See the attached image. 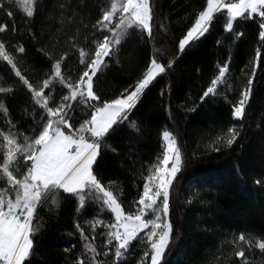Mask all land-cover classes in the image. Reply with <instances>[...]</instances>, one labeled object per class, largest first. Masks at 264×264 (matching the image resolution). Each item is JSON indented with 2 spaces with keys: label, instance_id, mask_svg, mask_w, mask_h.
Segmentation results:
<instances>
[{
  "label": "trees",
  "instance_id": "16d2710c",
  "mask_svg": "<svg viewBox=\"0 0 264 264\" xmlns=\"http://www.w3.org/2000/svg\"><path fill=\"white\" fill-rule=\"evenodd\" d=\"M109 3L110 0H41L40 13L30 19L17 0H5V9L11 10L13 17L0 9V24L9 25V30L0 32V40L34 84L38 85L50 74L53 62L50 57L65 51L67 67L63 70L75 79L83 70L77 48L89 47L90 26L100 9ZM158 3L160 13L153 30L156 39L148 41L146 36L142 39L138 33H132L122 43L119 56L93 77L94 91L103 99H111L140 78L155 49L176 60L166 75L157 77L158 82L146 92L131 117L142 125L140 133L132 135L130 129L121 127L107 142L112 148H102L99 175L105 184L115 182L111 187L125 211L134 212V201L138 200L144 177L161 154L162 132H173L187 159V168L171 200L174 235L178 233L179 239L167 253L169 264H241L242 258L235 255L240 247L244 248L249 264H264V250L257 246L259 240H264V187L255 183L264 177V72H261L264 47L241 136L231 149L217 153L209 147L215 137L226 134L228 127L237 123L231 104L239 98L251 74L253 64L249 62L260 47L259 23L249 20L234 24L237 31L244 33L239 40L223 24L215 23L199 43L178 56L173 41L194 24L199 11L206 7V0H158ZM62 4L72 7L61 11ZM13 24L15 32L11 31ZM160 24L166 31L157 27ZM217 40L221 43L217 44ZM19 46L25 48V53L14 51ZM229 56L232 89L225 91L227 99L215 95L201 101L203 92L218 74V65ZM0 86L10 87L14 93L5 99L13 123L22 125L21 132L31 134L33 120L28 115L31 111L28 91L2 59ZM3 121L0 113V129L6 131ZM40 215L44 226L35 238L32 264H69L82 249L78 235H69L75 233V200L67 197L59 209L45 208ZM101 218L111 222V217ZM101 231L97 229L94 241L98 245L103 243ZM241 232L245 241L238 240ZM72 245L75 248L65 252ZM134 245L131 264H137L145 251L143 243Z\"/></svg>",
  "mask_w": 264,
  "mask_h": 264
},
{
  "label": "snow or ice",
  "instance_id": "6c2138e0",
  "mask_svg": "<svg viewBox=\"0 0 264 264\" xmlns=\"http://www.w3.org/2000/svg\"><path fill=\"white\" fill-rule=\"evenodd\" d=\"M17 2L30 19L40 13L41 0ZM71 7L62 4L60 9ZM0 9H5V0H0ZM5 10L8 17H13L11 10ZM159 13L158 0H110L90 26L89 47L77 48L83 70L75 79L63 70L67 67L64 61L68 52L65 51L50 57L53 61L50 74L38 85L34 84L0 40V59L27 89L31 109L28 115L33 120L31 134L19 130L22 125L18 127L13 123L5 103L12 89L0 86V94H3L0 95V113L7 129H0V183L3 184L0 187V264H32L36 255L35 238L44 226L40 213L45 208L59 209L67 197L75 200L77 213L75 233L69 235L77 234L82 242L81 251L69 264H131L129 258L136 247L134 242L145 246L137 264H169L167 253L179 239L178 233L174 235L171 200L187 168V159L173 132H162L161 154L144 177L138 200L134 201V212L125 211L111 187L114 181L102 182L98 158H103L102 148H112L107 142L121 127L130 129L132 135L140 133L142 125L131 117L138 111L137 106L146 92L158 82L157 77L166 75L176 60L155 49L140 78L111 99L98 95L93 81L97 73L119 56L122 43L132 33H138L142 39L146 36L148 41L156 39L154 20ZM249 20L259 23L260 47L256 49L254 60L249 62L253 67L246 86L231 104L232 117L237 123L210 142L209 147L217 153L231 149L244 129L245 110L252 97L253 78L261 65V47H264V0H206V7L199 11L194 24L173 41L176 55L181 56L199 43L215 23L223 24L225 30L239 40L244 33L237 31L234 24ZM157 27L164 29L163 24ZM6 30L9 25L0 24V32ZM11 31H16L15 24ZM32 36L35 38V33ZM220 43L217 40V44ZM14 51L23 54L25 48L19 46ZM230 62L231 56L218 65V74L203 92L201 101L215 95L227 99L225 91L232 89ZM255 183L264 187V177ZM185 202H189L188 199ZM102 216L111 217V222ZM98 228L102 230V245L94 242ZM238 240L245 241L243 232ZM257 246L264 250V240H259ZM73 248L75 245L65 248V252ZM235 255L242 258L241 264H249L243 247Z\"/></svg>",
  "mask_w": 264,
  "mask_h": 264
}]
</instances>
